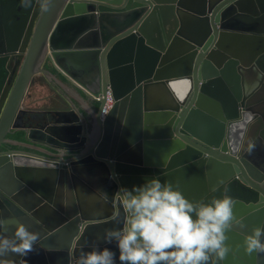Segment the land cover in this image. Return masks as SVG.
Listing matches in <instances>:
<instances>
[{
  "label": "water",
  "instance_id": "water-1",
  "mask_svg": "<svg viewBox=\"0 0 264 264\" xmlns=\"http://www.w3.org/2000/svg\"><path fill=\"white\" fill-rule=\"evenodd\" d=\"M152 176L231 196L220 264H264V0H0V215L38 233L3 259L75 264Z\"/></svg>",
  "mask_w": 264,
  "mask_h": 264
},
{
  "label": "clouds",
  "instance_id": "clouds-1",
  "mask_svg": "<svg viewBox=\"0 0 264 264\" xmlns=\"http://www.w3.org/2000/svg\"><path fill=\"white\" fill-rule=\"evenodd\" d=\"M253 147L249 143L247 150ZM114 194L123 212L120 226L105 229L104 246L81 249L75 264H220L230 250L226 233L238 221L226 193L193 201L152 176ZM6 223L13 225L10 235L3 233ZM37 239L16 217L0 215V264H12L3 259L7 252L26 255ZM242 244L246 252H264V225L244 233Z\"/></svg>",
  "mask_w": 264,
  "mask_h": 264
},
{
  "label": "built area",
  "instance_id": "built-area-1",
  "mask_svg": "<svg viewBox=\"0 0 264 264\" xmlns=\"http://www.w3.org/2000/svg\"><path fill=\"white\" fill-rule=\"evenodd\" d=\"M98 99V98H96ZM113 98L111 96V93L109 90L106 91V94H105V101H104V104L102 106V109H101V117L104 118V116H106L108 114V112L110 111V109L112 108L113 106Z\"/></svg>",
  "mask_w": 264,
  "mask_h": 264
},
{
  "label": "crops",
  "instance_id": "crops-1",
  "mask_svg": "<svg viewBox=\"0 0 264 264\" xmlns=\"http://www.w3.org/2000/svg\"><path fill=\"white\" fill-rule=\"evenodd\" d=\"M38 91H39V89L37 87L31 88L30 89V95H31V97L28 98L27 101H30L31 103H35V100H36Z\"/></svg>",
  "mask_w": 264,
  "mask_h": 264
}]
</instances>
